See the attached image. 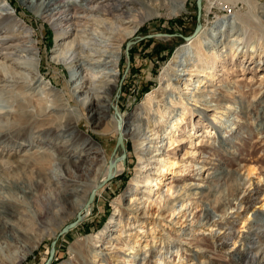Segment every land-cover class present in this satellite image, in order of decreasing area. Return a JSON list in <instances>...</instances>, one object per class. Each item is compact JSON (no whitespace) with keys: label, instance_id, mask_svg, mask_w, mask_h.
I'll list each match as a JSON object with an SVG mask.
<instances>
[{"label":"rangeland","instance_id":"rangeland-1","mask_svg":"<svg viewBox=\"0 0 264 264\" xmlns=\"http://www.w3.org/2000/svg\"><path fill=\"white\" fill-rule=\"evenodd\" d=\"M4 1L18 22L8 31L0 28V36H10L5 47L16 46L18 38L12 36L28 29L32 38L21 41L36 44L39 54L0 55V264H17L26 256L22 264H46L50 256L47 264H252V257L244 256L248 247L264 257V53L244 57L257 41L241 47L245 69L216 76L200 74L199 66L194 75L193 66L183 64L177 72L172 63L178 48L195 39L185 40L198 24L197 0L130 4L146 18L140 26L132 18L103 21L99 16L86 29L74 32L72 27L63 40L39 17V2L0 0L1 11ZM228 1L233 11L223 7L224 0H204L202 23L209 32L203 50L217 44L224 54L226 31L234 39L244 26L264 36V0H252L251 9L242 0ZM71 4L85 2L62 0L64 6ZM118 28L127 34L137 30L122 51L114 42ZM92 39L108 43L110 51L103 56L90 52ZM78 44L82 54L74 52ZM199 49L193 45V58ZM104 60L119 63L111 70L119 79L113 114L136 116L147 133L128 139L124 148L86 118L87 88H95L91 82L109 72L100 67ZM164 71L174 81L160 82ZM178 77L183 84L193 80L188 91L176 84ZM192 96L193 105L207 110L204 125L198 114L188 118L181 142L172 146L170 122L181 112L176 103ZM222 96L225 102L218 104ZM210 123L217 133L209 134ZM92 138L101 151L91 154L81 171H68L80 187L74 189L92 179L91 161L97 158L120 153L127 166L96 192L91 215L61 234L79 218L82 197L64 211L60 179L66 177L68 155L78 160L84 140ZM42 156H50L43 168L31 165ZM249 168L256 169L250 176Z\"/></svg>","mask_w":264,"mask_h":264},{"label":"bare ground","instance_id":"bare-ground-1","mask_svg":"<svg viewBox=\"0 0 264 264\" xmlns=\"http://www.w3.org/2000/svg\"><path fill=\"white\" fill-rule=\"evenodd\" d=\"M20 1L23 4H26L27 2L30 4H33V2H39V6H40V9L38 11L39 17L46 18L49 24L53 28H55L58 32H60V38H61L60 40H63L69 36L70 32L73 31L72 27H75L74 32L81 27H84V29H86L87 26L86 24L89 23V21L99 16L105 17L103 21L109 19L108 17H111L114 20L122 19L121 21H125L128 18H132L133 24H136V27L140 26L143 23V21L146 19L143 16L142 10L139 11V9L135 10L132 8L131 9L128 8L130 4L141 5L143 4V2H145L144 0H84L85 5H80V6H77L76 4L64 6L62 5V0H20ZM158 1L159 0H149L148 2H151L152 4H157ZM242 1L244 5L247 6V9L252 8L251 7L252 0H242ZM6 2L7 1H4V7L2 8V11L0 10V28H3L6 31H8L9 29H11V25L17 26L18 22L16 21V17L12 16V13L9 12L7 8L9 3L6 4ZM224 2L225 5L223 7L226 6V10L231 9L233 11L235 5L229 3L230 1L228 0H224ZM236 2H240V0H235V3ZM184 7H185L184 3H182L180 5V9L183 11L185 9ZM226 18H227L226 16L223 18L225 20V21L223 20L222 22L223 25L226 23ZM217 21L218 19L214 22L217 23ZM116 29L117 27H115L114 30ZM136 31L137 30L135 31L133 30V32L127 34L123 31V29L121 31V29L118 28V32L114 37V42L116 43L118 51H122L124 43L127 42L128 37H132ZM201 31L202 32L196 36L197 38L196 37H194L195 39L192 38L194 40L189 42L188 46H184V47L182 46L178 48V51L172 63V65L176 67L177 72L179 71L178 68L181 67V65L183 66V64L186 66H193L192 67L193 69L190 72L191 74L194 75H195L194 68H199V66H202L200 68L201 69L200 74L202 73V75H207L208 71H210L213 72V74H216V76L218 75L219 71L226 73V72H230V70H237L238 68L245 69L247 65V63H245L246 59L244 61L240 60V54L242 51L241 47L243 46L248 48L250 45H253L255 41H257V44L254 45V48L257 47L260 48L257 50H254L253 48V52L249 53V55L244 54V57L250 56V59L251 58L254 59L255 55L258 57V55L260 56L263 55L264 53L263 51L264 43L263 42L261 43L263 39L262 38L263 35L259 37L257 34L253 33V30L251 28L247 26H244L242 30L243 31L242 34H240L237 38L234 39H233L234 35H231L232 32L230 30L226 31L228 34H227V38L224 39L223 44H225L226 48L227 47L229 48L224 54H221V52L218 50L217 44H210L206 47V50H203V48L201 47H203L205 41H207V35L209 32L208 26L203 25V30ZM22 36H24L26 39H31L32 38L31 31L26 29L25 31L20 32L17 35L14 34V36L12 37L18 38L17 44L16 46H13L12 44L9 46L8 44V47L7 46L5 47V45L7 44L5 41H7L10 36L9 35L0 36L2 37L0 38V55L4 54L2 56L12 57V56H18L20 52L26 53L27 55H32L34 52L36 54H39L38 47L36 44L31 43L28 46L27 44L26 46H24V43L26 42L21 41ZM92 40L94 41V43L91 44L90 52L103 56V53H107L108 51H110V45L108 43H103V42L99 43L95 41V39ZM193 45L194 47H196V49L197 48L201 49V50L199 49V54L196 59L193 58V56L191 55V50ZM260 49H262V51H260ZM74 52H78L79 54H82L83 48L78 44ZM182 58H186V59H184V62L181 64L180 60ZM104 62L105 63L102 64V66L100 67H105V70L108 69L109 72L104 73L103 77L98 79L96 82H91L93 85L96 84L95 88H93L92 86L89 89L87 88L86 93L87 94L90 93L89 94L90 101L88 102V106H87V110H89V114L86 118L90 122L97 125V130L100 131L104 128L105 134H113L117 137V140L121 138L125 145L128 139L143 138L145 137V135H147V133H144V131L141 129L142 127H140V122L138 119H136V116L134 115L126 116L122 112H120V115L118 114L117 116L113 114L112 108L115 104L114 95L119 85V79L118 77L117 78L113 77V73L111 70L112 67L118 68L119 63L118 62L115 63L113 61L107 62L106 60H104ZM257 62L261 63L262 59L261 58L259 60L256 59L254 63ZM75 73H78V70H76ZM159 80L160 82L165 80L170 82L174 81L171 79V76L167 71H164L162 73ZM183 81L185 80H183V78L180 77H178V81L175 80L176 84L183 86L184 90L188 91L190 89L189 87L191 86L193 80L190 79L186 80L184 84ZM204 82H205V78L203 77V80L199 81V86L202 85ZM79 88L83 89V86ZM152 96L153 95H150L149 97ZM191 98L192 99L183 98L176 103V105L180 106L181 112L180 115L178 116L176 115L175 117H173L172 121L170 122L169 127L171 128L170 131L173 135L170 143L172 146L178 145L181 142V134L184 132L183 127L187 124L188 118H193L194 115L198 114L200 116L199 123L204 125L205 117L207 115L206 112L207 110L205 111V109H201L197 105H193L192 104V102L194 101L193 96ZM216 102L218 104H222L223 102H225V99L222 96L219 99L217 98ZM82 114L86 116L85 111H82ZM162 116L164 115L162 114ZM151 124L157 125L153 120L151 121ZM211 126L212 128L209 134L217 133L216 130L217 127L213 123L211 124ZM193 127L196 128V124H193ZM195 128H193L192 131H194ZM206 129H209V126L206 127ZM82 147L84 154L80 155L78 157L79 158L78 160L75 159V156L73 157V155H68V160L66 161L65 164L66 165L65 171L67 174L65 178L60 179L61 181L59 184L62 187V190L61 188L58 189L62 191V193L60 194V199H61L60 202L62 203V207L64 211L73 209L75 203L82 197V204L79 205V213L77 217L80 216L81 220L83 221L87 219L93 211L94 204L92 203L91 205H87L93 193L99 192V189L101 188L100 186L105 182V180L107 179L110 173H112L113 177H116L119 174L123 173L126 169L127 163L124 157L120 153H114L113 155H110L109 158L105 157L104 159L101 160L97 158L91 161L93 169L89 176L92 179H89L88 184L82 186V189L76 190L74 189L77 186L76 181L71 176H69L68 171H72V170H75L76 172L81 171L84 168V164L88 161V157L93 153L99 154L101 151V149L97 147L96 140L94 138H92L91 142H87V140L86 141L84 140ZM49 160H50V156L49 157L42 156L32 161L31 165L35 167H39L41 169L45 164H47V162H49ZM18 163L19 160L14 161V164H17L16 167L21 166ZM21 163H23V161ZM173 167H175L174 163L171 164L170 168ZM255 170H256L255 168H249L248 176L252 175ZM57 182L59 181H56V183ZM169 186L170 185H168V195L172 196L173 189L172 187ZM160 208H161V202L158 209ZM260 252L261 251H258L253 254L251 248L248 247L246 249L247 254L244 256L252 257V262H251L252 264H264V257L258 258ZM26 259L27 256L21 258L16 263L22 264Z\"/></svg>","mask_w":264,"mask_h":264},{"label":"water","instance_id":"water-1","mask_svg":"<svg viewBox=\"0 0 264 264\" xmlns=\"http://www.w3.org/2000/svg\"><path fill=\"white\" fill-rule=\"evenodd\" d=\"M197 11H198V13H197V23H198V24H197V27H196L194 33H193L190 37L185 38L186 41H188V40H190V39L196 37V36L201 32V30H202V27H203V23H202V15H203V0H197ZM127 56L129 57V48L127 49ZM117 114H118V113H117ZM119 145H120L122 148H124V146H125V145H124V142H123V140H122L121 138L119 139ZM112 179H113V176H112V173H110V174L108 175L107 179L105 180V182H104L100 187L104 186L107 182L111 181ZM95 197H96V192L93 193V195H92L91 198L89 199L87 205H91V204L94 202ZM80 220H81V217L79 216V218L77 219V221H75L74 223H72V224H70V225L64 227V228L61 230L60 233H61V234H65V233H66L67 231H69L70 229L76 227V226L79 224ZM52 245H53V244H52ZM52 247H53V246H52ZM50 259H51V256L48 258L46 264H47L48 262H50Z\"/></svg>","mask_w":264,"mask_h":264}]
</instances>
